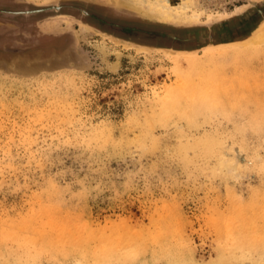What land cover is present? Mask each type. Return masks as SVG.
Masks as SVG:
<instances>
[{
    "label": "rangeland",
    "instance_id": "obj_1",
    "mask_svg": "<svg viewBox=\"0 0 264 264\" xmlns=\"http://www.w3.org/2000/svg\"><path fill=\"white\" fill-rule=\"evenodd\" d=\"M134 1L0 0V264H264V1Z\"/></svg>",
    "mask_w": 264,
    "mask_h": 264
},
{
    "label": "bare ground",
    "instance_id": "obj_2",
    "mask_svg": "<svg viewBox=\"0 0 264 264\" xmlns=\"http://www.w3.org/2000/svg\"><path fill=\"white\" fill-rule=\"evenodd\" d=\"M134 2H135L134 8H137L139 12L150 18H155L163 22L173 23V24H178V23L187 24V22H191L192 19L196 18L195 16H188V13L192 8L191 0H182L177 5L169 4L167 3V0H153L151 3H148L144 0H135ZM263 32H264V22L258 27V29L255 31V34L257 33L263 35ZM242 43H243L242 41H235L230 43L220 42L215 45H212L213 47H206L205 50L203 51V54L206 55V57L214 59L215 57L219 56L220 54H223L225 51L229 49H236L233 48V46H239ZM177 57L176 56L169 57V59H175ZM184 59L187 61L189 65H193V66L196 65L194 60L195 57L186 56L184 57Z\"/></svg>",
    "mask_w": 264,
    "mask_h": 264
},
{
    "label": "water",
    "instance_id": "obj_3",
    "mask_svg": "<svg viewBox=\"0 0 264 264\" xmlns=\"http://www.w3.org/2000/svg\"><path fill=\"white\" fill-rule=\"evenodd\" d=\"M263 1L264 0H254V3L255 2H263ZM250 8H251L250 5L241 6V8L239 10L232 11L229 14L224 15V16H215V17L208 18L206 21H204L202 23L195 22V23H191V24H173V23L163 22L160 20H157V21L164 23V24H170V25H173L176 27H194V26L205 27L206 33H205V37L203 39L202 38H193V37L183 39V38L176 37V36L165 35V37H167L168 39L172 40L173 42L180 43V44L185 43V44L195 45V44L203 43L201 46H199L198 49L189 52V53H195L198 50H203L202 49L203 46H207V45L212 46L215 43L214 42V32H213V28L215 26H218L225 21H230L232 19L242 17ZM53 9L58 10L59 7H54V8H52V10ZM47 11H51V8L47 7V8H42L39 10H32V11L25 10V11H16V12H14V11H1V12L6 13V14H11V15H15V14H23V15L26 14L27 15V14L42 13V12H47ZM257 14H259L261 16L263 15L261 9H257ZM262 22H264V20ZM156 35H161V34L157 33ZM165 51H168L167 53H169L171 55L188 53V52H178L179 50L176 51V50H173L172 48L165 49Z\"/></svg>",
    "mask_w": 264,
    "mask_h": 264
},
{
    "label": "flooded vegetation",
    "instance_id": "obj_4",
    "mask_svg": "<svg viewBox=\"0 0 264 264\" xmlns=\"http://www.w3.org/2000/svg\"><path fill=\"white\" fill-rule=\"evenodd\" d=\"M261 11H262V14L264 13V7H262L261 8ZM14 12H16V11H14ZM252 21L253 20H251V18L249 19V20H246L245 22H243V23H241L240 25H238L237 27H235L234 29V32L235 33H241L242 35L244 34V29L250 24V23H252ZM261 23V22H260ZM259 23V24H260ZM258 24V25H259ZM23 29H25V30H23V31H28V30H30L31 28L29 27V26H25V27H22ZM258 28V26L256 27V28H254L253 30H251V32H249V34H247V35H251L252 33H253V31L254 30H256ZM21 32V31H19V34H22V35H24V36H28V35H26V34H24V32ZM233 32V33H234ZM14 33V34H13ZM230 32H228V30H226V31H224L222 34L218 31V30H216V31H214V39H216V38H223V39H226V38H228L229 37V34ZM16 32H12V34L10 35V36H7V37H5V36H3V37H1L0 39H2V40H12L13 41V39H14V37L16 36ZM32 36H30L29 38H31ZM244 37H246V36H244ZM248 37V36H247ZM28 38V39H29ZM35 39V38H34ZM235 39V38H234ZM243 39V38H242ZM236 40H241V39H236ZM231 41H235V40H231ZM8 42V41H7ZM227 42H229V41H227Z\"/></svg>",
    "mask_w": 264,
    "mask_h": 264
}]
</instances>
